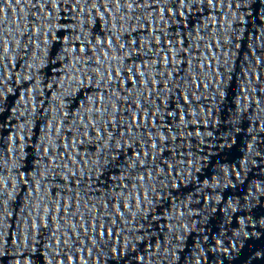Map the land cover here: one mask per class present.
I'll list each match as a JSON object with an SVG mask.
<instances>
[{
	"label": "water",
	"instance_id": "water-1",
	"mask_svg": "<svg viewBox=\"0 0 264 264\" xmlns=\"http://www.w3.org/2000/svg\"><path fill=\"white\" fill-rule=\"evenodd\" d=\"M0 264H264V0H0Z\"/></svg>",
	"mask_w": 264,
	"mask_h": 264
}]
</instances>
